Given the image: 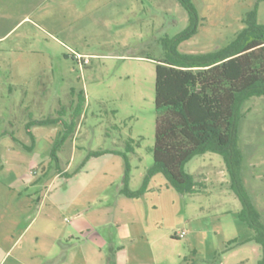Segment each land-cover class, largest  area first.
Here are the masks:
<instances>
[{
  "label": "rangeland",
  "instance_id": "1",
  "mask_svg": "<svg viewBox=\"0 0 264 264\" xmlns=\"http://www.w3.org/2000/svg\"><path fill=\"white\" fill-rule=\"evenodd\" d=\"M192 2L197 31L179 44L181 52H206L226 44L256 2L257 20L264 23V0ZM186 25L187 12L177 0H0V207L11 182L19 186L16 172L40 176L48 191L74 193L93 206L106 201L104 196L113 201L120 179L108 184L100 176L105 169L114 176L118 168L112 160L124 163L121 155L97 156L89 170L79 173L86 154L98 149L125 152L128 187L139 188L153 162L154 65L164 52L161 38ZM242 111L241 176L264 222V96L246 100ZM58 116L64 125L30 127L36 142L32 151L9 135L30 145L25 124ZM33 158L42 163L29 169L20 164ZM11 161H17L16 166ZM90 170H95L94 177ZM185 170L201 183L198 192L181 194L157 173L140 205L148 209L144 223L157 225L160 239L168 241L170 260L258 264L261 247L244 241L253 231L237 217L241 205L229 186L222 156L195 155ZM46 186L38 190L45 192ZM182 230L183 237H173Z\"/></svg>",
  "mask_w": 264,
  "mask_h": 264
},
{
  "label": "trees",
  "instance_id": "2",
  "mask_svg": "<svg viewBox=\"0 0 264 264\" xmlns=\"http://www.w3.org/2000/svg\"><path fill=\"white\" fill-rule=\"evenodd\" d=\"M177 1L187 12V25L172 37L161 38L164 52L154 65L153 162L141 185L136 190L129 189V163L126 153L120 150L89 151L79 168L91 157L119 154L124 159L120 192L127 197L142 195L156 173L163 174L177 192L187 194L198 192L202 185L185 170L186 162L206 152L221 155L229 186L241 205L237 217L253 231L244 241L260 245L258 264H264V222L242 180V152L238 143L244 102L254 96H264V23L257 20L255 4L243 14L242 28L226 44L206 52H181L179 44L197 31L198 14L192 0ZM52 123L64 125V120L61 116L31 120L25 124V129L33 139L32 125ZM9 135L16 143L30 149L14 135ZM56 148L54 144L52 157ZM129 150L130 146L126 152Z\"/></svg>",
  "mask_w": 264,
  "mask_h": 264
},
{
  "label": "crops",
  "instance_id": "3",
  "mask_svg": "<svg viewBox=\"0 0 264 264\" xmlns=\"http://www.w3.org/2000/svg\"><path fill=\"white\" fill-rule=\"evenodd\" d=\"M255 4L259 6L258 2ZM27 146L30 149L21 147L35 149L34 138ZM15 148L11 147V151ZM94 158H89L79 173L89 170V162ZM112 161L117 172L112 176L105 169L100 177L108 184L112 179H120L113 201L104 196L106 201L94 206L74 193L48 191L40 176L29 178L26 173L15 171L14 179H20L19 186L11 182L4 207H0V264H174L166 249L168 241L160 239L157 225L144 223L148 221L147 216L144 219L148 209L140 206L152 190L157 173L150 178L142 195L127 197L120 192L124 163L116 158ZM16 162L11 161V165L16 166ZM39 163L40 159L33 158L20 164L28 165L29 169ZM90 172L94 177L95 170ZM40 185L46 186L45 192L38 190ZM174 235L178 237L177 233ZM178 264L192 262L184 259Z\"/></svg>",
  "mask_w": 264,
  "mask_h": 264
},
{
  "label": "built area",
  "instance_id": "4",
  "mask_svg": "<svg viewBox=\"0 0 264 264\" xmlns=\"http://www.w3.org/2000/svg\"><path fill=\"white\" fill-rule=\"evenodd\" d=\"M80 58V57H79ZM87 61V59L85 58L84 60H83V62H86ZM177 235H178V237H183L184 235H185V230H182V231H179L178 233H177Z\"/></svg>",
  "mask_w": 264,
  "mask_h": 264
}]
</instances>
